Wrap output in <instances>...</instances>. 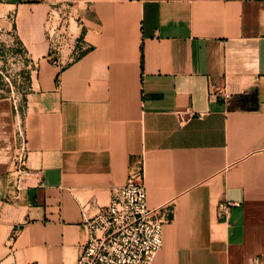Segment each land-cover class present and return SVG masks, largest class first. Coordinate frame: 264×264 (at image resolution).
I'll return each instance as SVG.
<instances>
[{
    "label": "crops",
    "instance_id": "obj_1",
    "mask_svg": "<svg viewBox=\"0 0 264 264\" xmlns=\"http://www.w3.org/2000/svg\"><path fill=\"white\" fill-rule=\"evenodd\" d=\"M61 10L90 47L63 68L46 39ZM0 30L35 67L19 184L0 97V264H74L83 215L140 169L147 206L174 209L152 264H264V0H7ZM221 202L239 204L224 221Z\"/></svg>",
    "mask_w": 264,
    "mask_h": 264
},
{
    "label": "built area",
    "instance_id": "obj_2",
    "mask_svg": "<svg viewBox=\"0 0 264 264\" xmlns=\"http://www.w3.org/2000/svg\"><path fill=\"white\" fill-rule=\"evenodd\" d=\"M76 20L69 12H52L46 21V39L49 45L48 60L55 66H64L76 61L89 49L82 39ZM228 100L231 94L209 92ZM20 101L13 99L16 114L11 166L17 183L30 178L33 173L27 167L28 141L25 127L20 120ZM179 124L192 118H203L205 113L192 110L176 112ZM237 203L221 202L217 206V219L227 220L231 206ZM172 203L157 208L146 204V188L142 170L131 172L125 183L113 186L107 206L93 215H83L86 239L79 248L74 264H152L163 246L164 226L173 220Z\"/></svg>",
    "mask_w": 264,
    "mask_h": 264
},
{
    "label": "rangeland",
    "instance_id": "obj_3",
    "mask_svg": "<svg viewBox=\"0 0 264 264\" xmlns=\"http://www.w3.org/2000/svg\"><path fill=\"white\" fill-rule=\"evenodd\" d=\"M6 1L0 0V5ZM34 68L21 44L0 30V97L21 102Z\"/></svg>",
    "mask_w": 264,
    "mask_h": 264
}]
</instances>
